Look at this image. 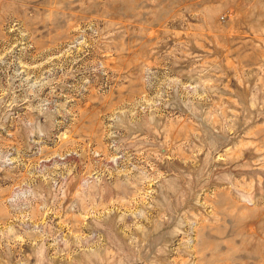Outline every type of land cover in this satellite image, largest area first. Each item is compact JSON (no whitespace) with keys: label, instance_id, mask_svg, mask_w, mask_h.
<instances>
[{"label":"rangeland","instance_id":"obj_1","mask_svg":"<svg viewBox=\"0 0 264 264\" xmlns=\"http://www.w3.org/2000/svg\"><path fill=\"white\" fill-rule=\"evenodd\" d=\"M0 264H264V0H0Z\"/></svg>","mask_w":264,"mask_h":264}]
</instances>
